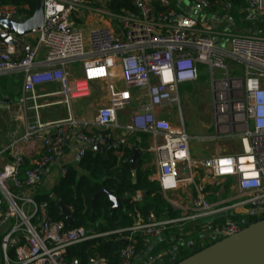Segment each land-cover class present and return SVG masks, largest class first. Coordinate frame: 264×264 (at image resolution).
I'll use <instances>...</instances> for the list:
<instances>
[{
	"label": "built area",
	"instance_id": "1",
	"mask_svg": "<svg viewBox=\"0 0 264 264\" xmlns=\"http://www.w3.org/2000/svg\"><path fill=\"white\" fill-rule=\"evenodd\" d=\"M132 1L138 9L136 14L108 12L120 30L93 27L87 37L72 18L81 13L87 0H45L43 26L32 34L19 35L0 25V75L22 73V100L31 102L33 111L24 133L5 148L12 159L0 162V194L4 197V201L0 198L2 264H67L64 254L68 247L107 234L84 227L66 228L62 220L49 215L48 203H38L35 196L46 168L63 157L69 140L78 141L79 158L94 150V144L106 145L112 137L107 132L119 127L123 128L115 151L119 158L124 156L125 147L131 146L129 137L136 135L141 141V133L149 134L152 143L148 150L154 154L157 180L170 203L167 192L195 184L199 171L206 183L201 179L202 185H198L197 194L181 210L180 217L161 219L152 212L139 217L128 228L131 233L120 251L119 264H135L169 227H179L185 233L199 229L201 243L205 244L237 233L252 223L253 217L264 218V35L218 32L199 16L173 8L155 12V1L169 7L170 0ZM246 2L249 8L264 14V0ZM192 3L203 9L213 5L221 11L230 8L226 0ZM0 17L17 22L26 19L19 7L1 2ZM219 34L229 37L224 46L219 44ZM216 53L228 54L238 62L242 77L231 75L230 71H235L231 62L216 59ZM200 63L211 71L214 133L193 137L184 122L181 85L198 79ZM217 69L225 72V77L216 78ZM49 83H58L59 90H39ZM97 83L103 84L108 101L102 104L97 96L95 115L83 124L98 131H75L78 121L73 101L92 98ZM54 94L60 95L67 117L43 121L40 109L52 104L46 99ZM172 106L179 109L176 123L160 116V110L169 112ZM127 110L128 121L122 124L120 113ZM48 129L55 133H47ZM191 138H234L241 150L193 157ZM29 152L34 154L30 164L26 163ZM66 172L63 165L59 175ZM229 179L232 197L214 207L204 197L207 184L223 186ZM216 215L223 216V221L184 227L187 222ZM234 215L243 220L233 219ZM3 227L6 230L1 233ZM160 256L150 258L147 264H155ZM91 264L111 263L96 254Z\"/></svg>",
	"mask_w": 264,
	"mask_h": 264
},
{
	"label": "trees",
	"instance_id": "2",
	"mask_svg": "<svg viewBox=\"0 0 264 264\" xmlns=\"http://www.w3.org/2000/svg\"><path fill=\"white\" fill-rule=\"evenodd\" d=\"M103 1L98 4H104L112 12L138 13L132 0ZM226 1L230 3V8L228 11H222L221 14L231 20L235 27L242 25L244 29H254L260 32V35H264L263 23L259 20L253 21L252 17L249 18V5L246 0ZM0 2L19 7L26 18L31 16L36 8V0H0ZM154 6L156 13L173 8L172 5L162 6L157 1L154 2ZM217 8H219L217 5H213L209 10L214 12ZM244 29L242 31H246ZM140 135L141 141L137 140L136 135L129 138L131 144L137 143L143 151L136 162V182L133 181L132 167L128 161L133 155L131 146L125 147V154L120 158L113 153L112 146L106 155L89 149L79 157L78 168L73 164L66 165V174L60 177L51 191L36 194L37 202L46 201L49 215L55 220H62L66 228L84 227L99 234L107 233L68 247L64 254L67 264H91V259L96 254L111 264H119L120 251L127 244V237L131 233L128 228L132 227L139 217H147L151 212L161 219L177 218L180 215L179 209H175L168 201L160 183L152 179L156 171L155 166L153 164L145 166L152 160L148 150L149 134ZM102 187L121 198L120 206L115 207L107 194L95 198ZM139 191L142 192L140 199L137 196ZM59 200L70 210L71 222L58 206ZM233 219L243 220L236 215ZM257 220L259 219L253 217V222ZM190 242L193 243L192 247ZM214 242L202 244L199 229L185 233L181 232L179 227H169L162 238L148 250L147 258H155L160 254L155 264H175ZM175 247L177 252L173 254ZM139 249L141 248L138 247ZM0 264H2L1 259Z\"/></svg>",
	"mask_w": 264,
	"mask_h": 264
},
{
	"label": "crops",
	"instance_id": "3",
	"mask_svg": "<svg viewBox=\"0 0 264 264\" xmlns=\"http://www.w3.org/2000/svg\"><path fill=\"white\" fill-rule=\"evenodd\" d=\"M171 5L174 9H177L179 13H188V14H194L199 16L201 21H204L206 23L211 24L216 31L218 32H231L230 30L235 27V25L232 24L231 20H228L225 16H223L221 13L222 11L217 8L216 11H212L209 9H203L196 7L191 1L189 0H170ZM104 2L103 0H96V1H88L86 7L81 11V13L77 15H74L72 18L76 21V23L79 25L80 28H83L84 33L86 37L88 36L89 30L93 27H99V26H109L111 28H114L116 30H120V27L117 23V21L108 13L112 12L107 9V7L104 6V4L99 5L98 3ZM93 9H100L101 12H96ZM249 12V18H253V21L259 20L264 25V14H259L257 11L251 8H248ZM115 13V12H113ZM108 18L111 19V21L108 20ZM113 22V23H112ZM252 31L251 29H248L246 32ZM260 31V30H259ZM244 32V33H246ZM253 33H260L253 29ZM218 36L223 37L224 35L219 34ZM87 40V39H86ZM222 42L219 41V44ZM226 43V42H225ZM20 74V94L18 98L11 99L8 101L7 99H2L0 101V110H4L3 115L6 117V121L4 123L0 124V162H3L5 160H11L12 155L9 153L8 150L5 148L8 147V145L11 143L13 139H15L17 136H20L24 133L26 123L33 118V111L30 107L24 108V105H22V78L23 75L20 72H16ZM99 85L101 86L99 89ZM103 84L97 83L94 85V90H98L97 94L92 98L88 99H75L73 101V110L74 115L78 121L76 130H80L82 128H86L88 132H97L98 130L94 126H86L84 127V122L87 120H92L96 108H97V99L96 97L99 96L101 99L102 104H106L108 99L106 98V94L104 93V90H102ZM59 84L58 83H49L41 86L39 89L41 92H56L59 90ZM49 102H51V105L44 106L40 109V116L43 121H54L59 119H64L67 117V109L66 107L61 103V97L60 95H51L47 97ZM41 102H44L42 100ZM24 103V102H23ZM23 106V107H22ZM130 111H124L120 113V120L122 124L127 123L129 118ZM160 116L163 118H171L174 115L172 114V110L170 109L169 112L160 110ZM1 123V120H0ZM209 127H212V123ZM47 133L54 134V129H49L46 131ZM110 134L113 138L111 141L112 146L114 147V154L117 150V141L118 138L123 135V128H115L112 130H109L107 132ZM214 133V131L212 132ZM209 133V134H212ZM206 134V135H209ZM132 137V136H131ZM130 138V137H129ZM130 142V141H129ZM209 143L205 144L203 148L209 150V152L204 153L203 151H197L196 148H193L191 146V154L193 157H207L214 155L218 152H229L231 149H234L233 151H240V142L238 139L234 138H223L219 141L216 140H209ZM135 143V142H134ZM152 143V139L149 136L148 137V145ZM78 141L75 139L69 140L65 144V153L63 157L56 162L52 163L49 167L46 168L43 181L41 184L37 187V193L38 192H46L51 191V189L54 187V185L58 182L60 179L59 171L60 168L63 165L67 164H73L76 168H78V156H77V147H78ZM111 146V147H112ZM139 146V145H138ZM197 147V146H195ZM139 148L142 150V148L139 146ZM110 150V149H109ZM143 153V151H142ZM151 153V162L146 163L145 166L153 164L156 168V165L154 163V154ZM34 154L32 152H29L28 156L26 157V163L30 164V161ZM157 169V168H156ZM201 171L197 173V177L195 179V184L186 185V186H180L178 189L173 191H168L167 196L170 197L172 200L173 207L175 209H179L180 215L182 214V209L186 208L190 204V198L197 194L196 188L198 185L201 184V179L203 180L204 184L205 179L201 177ZM157 170L153 173L152 179L157 180ZM158 181V180H157ZM231 179L228 180L227 183L222 185H216V184H207L206 191L204 193V197L206 200H208L214 207L222 206L226 201H228L232 195L233 191L230 187ZM138 198L140 199L142 196V192L139 191L137 193ZM180 215L178 217H180ZM223 221V216H214V217H205L201 218L195 222H187L184 224V227H197L198 224H207L210 222L219 223ZM6 230V227H3V230L1 233H3ZM155 245V244H154ZM147 253L140 256L139 259L135 261V264H147L150 262V258H147ZM148 259V260H146Z\"/></svg>",
	"mask_w": 264,
	"mask_h": 264
},
{
	"label": "water",
	"instance_id": "4",
	"mask_svg": "<svg viewBox=\"0 0 264 264\" xmlns=\"http://www.w3.org/2000/svg\"><path fill=\"white\" fill-rule=\"evenodd\" d=\"M192 2V0H189ZM45 0H36L33 14L22 22L8 20L0 17V25L19 35L32 34L40 30L44 23ZM111 139L106 140V145L94 144L97 153L107 154L111 148ZM133 155L128 158L132 167L133 181L136 182V162L142 155V150L137 143H132ZM107 194L114 202L115 207L120 206L121 198L116 197L111 191L102 187L95 198ZM62 213L72 221L71 212L62 201H57ZM193 243H190V247ZM177 248H174V253ZM175 264H264V218L254 221L237 233L223 237L203 249L193 253Z\"/></svg>",
	"mask_w": 264,
	"mask_h": 264
},
{
	"label": "rangeland",
	"instance_id": "5",
	"mask_svg": "<svg viewBox=\"0 0 264 264\" xmlns=\"http://www.w3.org/2000/svg\"><path fill=\"white\" fill-rule=\"evenodd\" d=\"M108 20L111 21L110 18H108ZM243 27L244 26L242 25L241 26L237 25L236 27L230 30L231 31L230 33L246 32L247 29H244ZM242 29L246 31H242ZM227 39H229V37L219 36V40L220 42H222L221 46L225 45ZM214 56L216 59H220L223 62L230 61L233 68L235 69V71H230V74L233 76L242 77V72L238 71L240 67V65H238L239 63L228 57L229 56L228 54L220 55L216 53ZM19 77L20 74L16 72H9L0 76V101L4 98L10 101L11 99L13 100L19 97L20 89H21L20 88L21 83ZM215 77L223 78L225 77V72L222 73L220 70L217 69ZM211 79L212 77L209 66L200 63L198 79L194 82L184 83L181 85V103H182L181 107L184 116V122L188 132L193 137L195 135L204 136L214 131V113H213V105H212L213 94H212ZM100 87L101 86L99 85L98 89ZM97 91L98 90L96 89L95 95L97 94ZM21 103L22 105H24V108H27L30 107L31 102L28 101L27 103L25 102L23 103V100H21ZM170 108H172L174 115H177L179 113V109L177 106H172ZM4 111L5 109L0 110V120H1L0 124L6 121V117L3 115ZM171 121L174 123L178 122L177 117L173 116L171 118ZM211 123H212V127H209ZM208 141L209 140H199L196 138H191L190 144L192 145L193 148H196L197 151H203L204 153H207L209 152V150L203 148V146L209 143ZM233 150L234 149H231L229 152H234ZM240 150H241V145H240ZM0 198L4 201V197L1 194H0Z\"/></svg>",
	"mask_w": 264,
	"mask_h": 264
}]
</instances>
